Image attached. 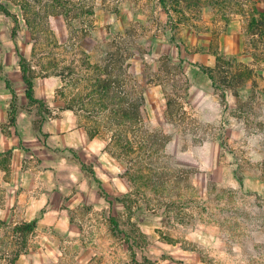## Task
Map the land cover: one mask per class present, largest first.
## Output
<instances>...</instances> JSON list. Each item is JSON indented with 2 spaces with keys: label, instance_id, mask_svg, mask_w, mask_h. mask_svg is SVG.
<instances>
[{
  "label": "rangeland",
  "instance_id": "rangeland-1",
  "mask_svg": "<svg viewBox=\"0 0 264 264\" xmlns=\"http://www.w3.org/2000/svg\"><path fill=\"white\" fill-rule=\"evenodd\" d=\"M0 6V264L35 182L50 206L15 264H264V0ZM38 113L101 149L47 152ZM77 190L86 204L60 210L79 232L56 229Z\"/></svg>",
  "mask_w": 264,
  "mask_h": 264
},
{
  "label": "crops",
  "instance_id": "crops-1",
  "mask_svg": "<svg viewBox=\"0 0 264 264\" xmlns=\"http://www.w3.org/2000/svg\"><path fill=\"white\" fill-rule=\"evenodd\" d=\"M67 112V111H66ZM74 113V112H73ZM51 123V122H50ZM53 124H49L47 120H44V122L41 124V134L38 133V136L49 138L50 142L55 144L52 146L51 144L48 143V141H43L42 147L46 149L47 152H55L58 154L62 155H67L70 156L74 159H78V151L81 149H87L89 152L96 153V149H101V147L97 148V139L94 137H89L86 133V130L80 122L77 121L75 116H68V115H63L62 118L57 119L52 122ZM34 127V125L32 124ZM52 128V130H51ZM47 133V134H46ZM45 142V143H44ZM94 148L93 150L91 149ZM104 155L109 156V159H111V156L108 155L105 150H103ZM107 156H104L105 158ZM81 168L87 169L94 179L93 182L95 183L96 187L98 186L96 183V180L100 182L101 187L103 188L104 183H102L101 180H99L96 177V173L94 169L90 166H85L86 164L80 163ZM17 171V170H15ZM43 174V173H42ZM97 190L95 191V194L97 195ZM83 191L84 190H77L75 192V196L70 197L69 199L66 198H61L63 200L62 203L58 204L57 207V212L55 214V219L52 224L56 225V229H62L65 231L71 230V232H79V228L76 226V224L71 225L70 223V217L66 214L64 209L61 211L60 208H68V207H83L86 203L84 201L83 197ZM99 194V193H98ZM24 195V200H27L26 205L30 206L31 209L35 208V211H33V215L29 216V218H25L21 222H30L33 220L37 221V224L45 218L46 216V211L45 207L48 205L50 206V203L47 202L46 197L42 198L40 195V188L38 183L32 184V188L30 190H24L23 192ZM60 199V198H59ZM109 204L111 203L110 201L108 202ZM56 207V206H55ZM43 222H47V220H43ZM78 222L82 223L84 222L83 220H78ZM20 223V222H19ZM36 224V225H37ZM62 225V226H60ZM78 225V224H77Z\"/></svg>",
  "mask_w": 264,
  "mask_h": 264
},
{
  "label": "trees",
  "instance_id": "trees-1",
  "mask_svg": "<svg viewBox=\"0 0 264 264\" xmlns=\"http://www.w3.org/2000/svg\"><path fill=\"white\" fill-rule=\"evenodd\" d=\"M161 3H164V0H161ZM0 8H2V6H0ZM19 67H20V71H21V74H22L23 83L26 86V98H27L28 102L34 103V102H36V100L34 99V96H33V85H32L33 77L29 75L30 74L29 65L27 64L26 59L23 58L22 56L19 57ZM208 76H209L210 79H213V76H212L211 72L208 74ZM106 85L103 87V92H105V94L109 92V89L107 88ZM10 93H11L13 99H14V97H15L14 91L10 90ZM124 111H125V114H126V110L125 109H124ZM37 115H40V117L42 118V122L40 124L35 122L34 123V128L37 131V133L41 134L42 133L41 132V124L44 122V119H43L44 114L43 113H38ZM96 183L98 185L99 194L104 199H107L108 195L105 192V190L101 187L100 182L98 180H96ZM36 224H37L36 220L30 221V222H20V223L16 224L13 233L16 234V236L18 237L17 238L18 241L19 240L21 241L22 246L18 247L17 249L16 248L13 249L10 253L7 254L8 255V257H7L8 260H6V259L4 260V261H6L5 264H15V262L17 261L18 257L20 256V254L22 252L21 248L23 247V245L25 246L26 236L28 234H30L36 228Z\"/></svg>",
  "mask_w": 264,
  "mask_h": 264
}]
</instances>
